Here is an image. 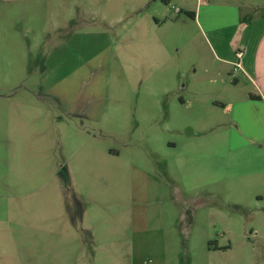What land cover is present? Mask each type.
<instances>
[{
  "label": "rangeland",
  "instance_id": "rangeland-1",
  "mask_svg": "<svg viewBox=\"0 0 264 264\" xmlns=\"http://www.w3.org/2000/svg\"><path fill=\"white\" fill-rule=\"evenodd\" d=\"M161 1L145 20L184 16ZM126 3L0 0V264L238 260L210 245L253 246L264 264V177L235 159L217 103L240 93L233 71L184 17L175 39L147 43L131 10L144 3ZM103 31L115 49L68 39Z\"/></svg>",
  "mask_w": 264,
  "mask_h": 264
},
{
  "label": "crops",
  "instance_id": "crops-1",
  "mask_svg": "<svg viewBox=\"0 0 264 264\" xmlns=\"http://www.w3.org/2000/svg\"><path fill=\"white\" fill-rule=\"evenodd\" d=\"M6 1L25 2L27 4L41 0ZM82 1L91 4L92 2L106 3L118 9L130 7L126 3L127 0ZM141 1L144 4L140 6L139 10L134 6L131 10L133 13H138L135 24L143 29L142 39H156L158 43H160V39H175L174 26L183 22L187 29V20H193L200 33L203 34L204 41L208 44L215 60L221 63L219 70L223 71L228 68V72H232L234 64L238 60L237 51H243L242 67L237 75L234 74L233 82L236 83L230 84L231 87L226 88L234 94H238L239 91L240 93L235 98L231 95L224 96L217 103L230 109L231 120L235 124L234 128H230L225 134L235 159L247 155L250 158L249 172L264 177V0H196L195 4L193 0H162L161 2L163 4L165 2L166 5L173 2L177 3L179 6L175 12L178 14L184 12L183 17L187 20H182L183 17L174 18L173 12L167 15L157 8L153 20L149 19V21L145 20V13L141 12L143 7L146 8L150 3V0ZM185 11H194L195 17H191ZM117 20L121 22L123 19L118 16ZM158 33H163V37H158ZM84 34L93 35L83 38ZM186 34L187 32L184 31V36ZM68 39H105L104 42H107L106 51L116 47L115 40L111 39L106 31L78 32L72 34ZM142 39L141 46L144 44V42L142 44ZM146 42L148 43L147 40ZM63 54L53 51L51 56H47L45 70L54 69L57 71L56 76H58L59 72L66 66ZM50 57L52 58L50 59ZM240 85L242 87L237 89ZM242 89H246V91H242ZM234 167L237 169L239 166L235 165ZM263 199L264 193L257 192L255 201L258 202ZM252 226V231L256 233L260 231L255 224ZM214 249L223 251L224 254H235L238 260L233 261V264H257L256 249L253 246L233 247L232 245H225L216 246ZM223 264L230 263L228 260H224Z\"/></svg>",
  "mask_w": 264,
  "mask_h": 264
},
{
  "label": "built area",
  "instance_id": "built-area-1",
  "mask_svg": "<svg viewBox=\"0 0 264 264\" xmlns=\"http://www.w3.org/2000/svg\"><path fill=\"white\" fill-rule=\"evenodd\" d=\"M236 55H237L238 60L234 64V68H233V73L234 74H237V72L239 71V69H241V67H242L241 58L243 56V51L242 50L237 51Z\"/></svg>",
  "mask_w": 264,
  "mask_h": 264
},
{
  "label": "trees",
  "instance_id": "trees-1",
  "mask_svg": "<svg viewBox=\"0 0 264 264\" xmlns=\"http://www.w3.org/2000/svg\"><path fill=\"white\" fill-rule=\"evenodd\" d=\"M164 1H167V0H164ZM186 12V14H188V15H190L191 17H195V12L194 11H185ZM210 248L212 249V248H216V246L215 247H213L212 245H210Z\"/></svg>",
  "mask_w": 264,
  "mask_h": 264
}]
</instances>
